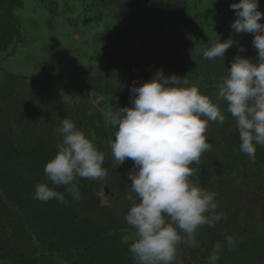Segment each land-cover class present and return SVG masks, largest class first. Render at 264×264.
I'll list each match as a JSON object with an SVG mask.
<instances>
[{"label":"trees","instance_id":"16d2710c","mask_svg":"<svg viewBox=\"0 0 264 264\" xmlns=\"http://www.w3.org/2000/svg\"><path fill=\"white\" fill-rule=\"evenodd\" d=\"M47 1L53 12L56 2ZM78 1L84 19L101 25L94 57L104 68L110 67V85L116 93L88 78L90 92L68 100L48 84L0 71V264H138L129 252L131 241L124 240L127 234H135L134 229L124 217L117 219L108 208L97 205L100 198L95 188L82 179L78 178L81 199L69 206L55 200L41 202L33 193L46 180L44 166L62 142L57 125L67 118L106 153L104 165L121 181L123 205L127 207L128 202L130 209L133 201L126 198L130 192L126 186L131 182L110 161L117 128L107 122V115L118 107H130V88L150 79L158 69L166 75L185 76L189 85L199 86L219 103L226 117L223 124L210 122L206 136L212 148L199 164L191 165L195 173L189 178L218 194L215 211L223 216L215 227L198 230L197 247L180 245L174 264H208L213 245L223 243L224 235L237 233L234 219L241 206L255 208L254 228L259 226L264 233V147H257L256 161L250 162L239 150L236 122L227 104L216 101L218 85L227 77L237 48L246 49L241 55H256L252 34H235L230 28L236 18L230 4L238 0H212L211 10H196L195 0ZM22 3L0 0V54L23 38L16 12ZM259 10L264 12V0H259ZM230 36L238 43L227 50L224 60L202 57V49ZM101 95L105 100L96 103L94 97ZM239 255L224 244L218 264H231V258ZM261 256L250 260L244 255L242 261L264 264Z\"/></svg>","mask_w":264,"mask_h":264},{"label":"clouds","instance_id":"9594fccd","mask_svg":"<svg viewBox=\"0 0 264 264\" xmlns=\"http://www.w3.org/2000/svg\"><path fill=\"white\" fill-rule=\"evenodd\" d=\"M235 20L230 28L235 34H252L255 56H244L237 48L228 75L218 85L216 101L227 104L235 120L239 150L255 163L257 147H264V12L259 0H238L230 4ZM238 42L232 36L202 49V57L224 60L229 48ZM130 107H118L107 115L116 127L110 143L112 155L123 164L133 162L127 173L133 201L125 216L135 238L129 252L138 264H174L179 246H198V230L215 227L223 216L217 213V193L193 183V164L212 148L206 136L210 122L223 124L226 117L220 104L203 94L197 85L177 74L166 75L158 69L150 79L130 88ZM105 100L103 95L97 103ZM56 131L62 137L57 152L44 166L45 182L38 183L33 198L69 206L81 199L79 179L103 180L106 153L64 118ZM63 187V191L58 188ZM132 193H135V198ZM66 197H70L67 199ZM138 201V202H137ZM224 244L228 250L237 246L232 235L217 241L208 264H218Z\"/></svg>","mask_w":264,"mask_h":264},{"label":"rangeland","instance_id":"374dc122","mask_svg":"<svg viewBox=\"0 0 264 264\" xmlns=\"http://www.w3.org/2000/svg\"><path fill=\"white\" fill-rule=\"evenodd\" d=\"M54 1L56 6L52 12L47 0H22V6L16 12L23 38L0 54V71L24 75L48 84L60 98L68 100L77 98L78 94L83 97L90 92L86 84L88 78L97 82L95 84L102 89H110L116 93L110 85V67L104 68L94 57L93 49L99 44L101 25L84 19L86 15L82 14V6L78 0ZM210 1L212 0H195V9L211 10ZM213 17L214 21L218 18L217 14H213ZM90 94L96 95L93 92ZM97 98L94 97L95 102ZM132 165L133 162L127 160L120 167L127 175ZM103 167L107 169L103 180L82 179V183L95 188V196L100 198L97 205L108 208L109 214L117 219L125 218L129 203L124 207V196L118 189L121 181L111 173L109 166L103 164ZM89 199L90 196L87 200ZM236 215L238 216L234 220L237 233L234 238L237 246L232 249V253L240 255L231 258V264H247L242 261L244 255L250 257V260H253V256L264 255V233L259 226L256 230L254 228L253 223L257 220L258 213L252 205L241 206ZM134 238L135 234H127L124 240L132 242ZM178 258L177 255L174 263H177ZM248 264L251 263L248 261Z\"/></svg>","mask_w":264,"mask_h":264}]
</instances>
